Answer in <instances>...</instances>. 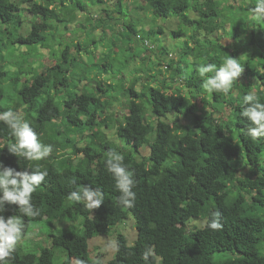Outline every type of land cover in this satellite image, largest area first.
I'll return each mask as SVG.
<instances>
[{"label": "trees", "instance_id": "1", "mask_svg": "<svg viewBox=\"0 0 264 264\" xmlns=\"http://www.w3.org/2000/svg\"><path fill=\"white\" fill-rule=\"evenodd\" d=\"M255 3L0 0V111H17L53 147L41 161L16 157L8 151L14 138L0 122V161L17 171L39 164L49 173L32 194L41 215L23 217L28 236L36 226L46 227L48 239L40 245L35 236V251V241L25 239L12 264H70L76 257L92 264L90 253L106 260L99 249H90L89 240L130 215L136 240L129 244L118 232V251L104 264H144L148 246L159 264H264V138L245 135L248 121L240 115L249 92L264 102V21L250 18ZM156 16L179 23L175 37L195 33L176 57L166 42H150L165 30ZM78 31L83 38L71 37ZM108 33L116 39L108 41ZM86 42L114 51L104 57L96 53L98 62L91 65L99 70L86 63ZM120 50H130L128 59L136 61L130 72L148 71L112 93L116 87L98 77ZM228 55L243 67L240 77L229 95L208 94L196 66H219ZM121 91L129 98L125 108L117 102L125 98L117 95ZM224 107L233 113L230 121ZM169 113L171 118L163 120ZM184 119L191 123H181ZM110 149L122 153L135 171L132 208L117 203L120 193L105 167ZM74 180L101 187L105 202L92 211L69 202ZM17 208L6 205L0 214L20 215ZM213 211L220 213L219 231L206 227ZM198 218L204 226L190 227L188 222Z\"/></svg>", "mask_w": 264, "mask_h": 264}, {"label": "clouds", "instance_id": "2", "mask_svg": "<svg viewBox=\"0 0 264 264\" xmlns=\"http://www.w3.org/2000/svg\"><path fill=\"white\" fill-rule=\"evenodd\" d=\"M250 18L256 21H264V0H256L255 6L249 9ZM197 74L202 80L201 87L208 93H222L229 95L233 83L240 77L243 67L237 58L228 55L223 62L217 66L213 63L201 64L197 67ZM211 74V75H208ZM244 105L240 115L247 118L245 135L252 140L264 138V102H261L257 94L249 92L243 97ZM0 122L10 130L14 142L8 146L9 153L21 157L27 161H41L53 152L51 144L43 143L38 137L39 134L32 128L29 122L17 111L9 108L0 111ZM124 155L115 150H109L105 167L115 181V188L120 193L117 203L126 208H132L137 198L133 190L137 181L135 171L130 170L124 163ZM47 169L36 164L32 168H24L17 171L13 167L5 166L0 161V213H3L6 205H16L20 215H12L5 218L0 214V264H12L15 259L14 253L25 239L28 238L26 224L23 217L36 218L41 211L32 200V194L45 182L48 176ZM73 190L67 195V200L72 203H81L85 209H98L105 202V195L101 187H94L91 184L78 185L72 181ZM206 227L212 231H219L223 225L220 222V213L213 211L206 223ZM90 246V244H89ZM118 251V244L115 240H108L102 251ZM149 257L152 260H149ZM144 264H152L159 258L153 246H148L142 253ZM70 264H89L85 259L72 258ZM92 264H104L103 258L97 256Z\"/></svg>", "mask_w": 264, "mask_h": 264}, {"label": "rangeland", "instance_id": "3", "mask_svg": "<svg viewBox=\"0 0 264 264\" xmlns=\"http://www.w3.org/2000/svg\"><path fill=\"white\" fill-rule=\"evenodd\" d=\"M131 4H133V3L131 2ZM26 14L28 16H31L32 15L28 11H26ZM77 14H78L79 17H82L83 16L82 12H78ZM96 15H98V14L96 13ZM96 15L93 14V17H96ZM157 18H158L157 24L160 25V26L163 25L164 28H165L164 34L163 33L160 34L159 38H155V39L151 38L150 39V42L151 43H154L155 45H157V43L160 42V41H162V43L166 42L167 45H169L168 48H170L171 49V52L174 53L172 55H174V57H176L177 54H180L181 53V47H183L182 45H183V43L185 41V38L186 39H189L190 41H192V37L195 38V35H194L195 33L194 32H188L187 35L175 37L172 31H174L177 28H179V26H180L179 23H176V20L175 19H171V18H162V17H157ZM27 25H29V23L28 24H25V27L22 29V32H25L26 31V29L28 28V27H26ZM71 30H73L72 29V26H70V29L67 31V33L69 35L71 33ZM99 30L100 29H98V31ZM190 34L192 36H189ZM83 36H84V34H80L79 31L77 33H73L71 35V37H73V38L76 37L77 39H81V38H83ZM205 37H206L205 35H202L201 36V38L203 40H205ZM210 38H212V37H210ZM210 38H208V40ZM107 39H108V41L109 40L112 41V40H115L116 38L114 36H112V33H108L107 34ZM49 40L50 39H48L46 41V43ZM51 43L52 42L50 41L48 44L50 45ZM235 43H237V42L235 41ZM100 45L101 44H95L93 42H86V43H84L83 47L86 48V49H90L89 50L90 53H87L85 55L86 56V58H85L86 59V63H88L89 66L92 63H94V62H98L97 61V58H96V53H98V56H99V54H102V57H104L105 55L108 56L110 52H112V53L114 52L113 50H109L110 47H107L105 49V51H104L103 45H101V46ZM53 46H54V44H53ZM142 49H143V47H141L140 49H138V51L141 53ZM49 51H50V49H49ZM41 52H43L44 54H46L47 53V49H41ZM118 52H119L118 55H116L117 58L111 59L110 66L107 69L108 72L102 73L98 77L99 79L105 81V83L106 82H109L110 84H112L113 86L116 87V89H114V90L111 91L112 93H115L116 91L121 90L125 85H128L131 82V80H133L136 77H139L142 73L148 71L147 69L145 70V68H144V69H135L132 72H130L136 66V61H134L133 59L132 60L128 59V56H129V54H130L131 51L130 50H120ZM11 61H12L11 67L13 69H17L18 66L13 63L14 60L11 59ZM137 64H141V60L138 59L137 60ZM37 65H39V64H37ZM199 65L200 64H198L196 66V70H197V67ZM91 66L94 69L97 67L96 65H91ZM97 69L99 70L98 67H97ZM127 71H129L130 73L125 74V72H127ZM136 84H137L136 87L139 88L140 82H138ZM92 85H94V84H92ZM117 95L119 97H122V95H124V94L121 91L120 93H117ZM118 96H116V97H118ZM6 100H8L7 95L5 97V101ZM119 101L117 99V102L119 104V107L124 106L123 108H125V105L127 106V102L129 101V98H127L125 96L124 99H121L120 98ZM199 109H201V108H198L197 111H199ZM207 109L210 111V108H207ZM230 110H231L230 108H226V107H224L222 109V113L225 115V117H226V119L228 121L231 120V118H229V117H230V115L233 114L232 112H230ZM171 115L172 114L169 113V114H167L166 117H162V119L163 120H169L171 118ZM189 122L191 123L190 119H188V120L184 119L181 123H189ZM148 153H149V151H148ZM241 156H243V155H241ZM244 170L247 171V169H244ZM195 218H197V217H195ZM188 224L192 228L195 227V226H201V225L203 227L204 224H205V220L202 223V221L199 220V218H198V219H194V220L189 221ZM50 228H52V227L50 226ZM116 228H117V230H116ZM48 229H46V227L43 228V227L36 226L34 233L31 234V235H34V236L29 235L28 238L26 239V240H31L30 238H32V240L35 241L31 245V248H32L31 250H33V251L37 250L36 249V243L37 242H36V237L35 236H37L39 238L40 245H43L45 243V241L48 239V234L50 233V232H48ZM118 232H121V233L125 234L128 237L129 244H133L134 243V241L137 238V230H136V227H135V220H134L133 216L130 215L122 223H120L118 225H115L112 228H110L108 230V232H106L104 234H98V235L94 236L93 238H91L89 240L90 249H92V251H95L96 249H99L100 252H103V255L105 257H108V258H106V260H103V262H107L108 261L107 259H109L111 257L113 258L115 256L116 251L109 250V251L105 252V251H102V249H104V246L106 245V243H107L108 240H115L116 241V235H117ZM219 254L220 253H217L216 256H218ZM90 257H91L92 260L94 258H96V257H93L91 253H90ZM55 264H56V262H55Z\"/></svg>", "mask_w": 264, "mask_h": 264}]
</instances>
